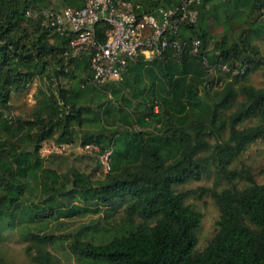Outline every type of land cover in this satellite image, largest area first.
I'll list each match as a JSON object with an SVG mask.
<instances>
[{
  "label": "trees",
  "instance_id": "16d2710c",
  "mask_svg": "<svg viewBox=\"0 0 264 264\" xmlns=\"http://www.w3.org/2000/svg\"><path fill=\"white\" fill-rule=\"evenodd\" d=\"M128 1L147 14L178 2ZM58 2L55 9L83 5V0ZM48 7L49 0H0V221L55 213L72 218L119 203L116 225L84 226L70 236L72 255L105 264H264V183H255L244 164L230 168L250 144L264 140V88L247 82L260 68L264 79V58L248 34L254 22L264 23V0H204L196 23L179 32L182 41L199 40L197 55L186 49L149 63L138 56L118 82L102 85L89 83L88 55H70L72 34L59 36L24 17L27 9ZM216 26L220 33L211 42ZM103 29L96 26L100 41ZM202 57L210 66L221 61L231 68L237 62L244 71L208 74ZM34 79L46 89L36 90L28 117L10 116L11 95ZM96 89L121 106L110 111L107 100L82 102L81 93L94 98ZM111 112L116 120L107 127L104 116ZM252 119L255 125L242 126ZM43 143L93 144L98 155L110 151L109 172L96 180L73 166L58 172L50 165L72 153L41 156ZM81 156L93 158L100 171L95 156ZM209 171L213 186L226 187L175 192ZM241 182L243 188L234 185ZM33 193L44 198L23 205ZM205 194L218 217L213 236L196 251L201 214L185 201ZM30 237L35 246L24 253L32 264H59L41 247L51 236Z\"/></svg>",
  "mask_w": 264,
  "mask_h": 264
},
{
  "label": "built area",
  "instance_id": "2783aa9c",
  "mask_svg": "<svg viewBox=\"0 0 264 264\" xmlns=\"http://www.w3.org/2000/svg\"><path fill=\"white\" fill-rule=\"evenodd\" d=\"M203 1L178 0L173 6L157 8L154 13L147 14L128 0H83L82 7L77 9H27L24 17L37 20L40 27L59 36L72 34L69 40L70 55H88L91 74L89 83L102 85L118 82L129 62L138 56L143 62L149 63L163 58L166 53L180 55L186 49L197 55L199 40L182 41L179 32L196 23ZM97 25L104 27L103 41L97 39ZM201 63L208 74L219 72L234 76L244 71V66L237 62L231 68L221 61L210 66L202 57ZM39 152L41 156L69 153L95 156L102 174L108 173L110 169V151L98 155V148L93 144L73 146L43 143Z\"/></svg>",
  "mask_w": 264,
  "mask_h": 264
},
{
  "label": "rangeland",
  "instance_id": "374dc122",
  "mask_svg": "<svg viewBox=\"0 0 264 264\" xmlns=\"http://www.w3.org/2000/svg\"><path fill=\"white\" fill-rule=\"evenodd\" d=\"M50 7L58 5L59 0H49ZM249 35L251 41L257 46L260 55L264 58V23L254 22L249 28ZM211 35L215 37L220 33V27H212ZM262 68L255 70L247 77V82L255 88H264V79L261 75ZM38 89H46L45 83L39 79H34L32 83L24 90L14 93L9 99V115L12 117H28L33 105L34 94ZM104 93V95H103ZM101 92L95 90V97L85 96L81 93L80 98L82 102L85 99H92L90 105L108 101L113 108L107 109L112 111L121 106V103L116 102L113 98L110 99L109 92ZM109 99V100H108ZM115 100V101H114ZM106 103V102H105ZM120 104V105H119ZM102 105V103H101ZM106 109L107 105L103 106ZM116 120V113L111 112L108 117L104 116V125L111 127ZM255 119L246 121L242 126L255 125ZM80 135L77 134V137ZM78 142V140H76ZM244 164L250 170L252 178L255 183H264V140H257L250 144L246 150L239 155V157L231 164V169H237L239 164ZM45 163L44 166H46ZM69 166L76 167L80 171L90 175L91 179L96 180L102 174L97 169L95 160L93 158L82 157L79 154L72 153L53 161L51 168H55L58 172H62ZM214 178L212 171H209L198 182L190 181L183 185L174 187L175 192H182L198 187L214 188L216 191L225 188L224 182H218L213 186ZM237 188H243L244 183H234ZM44 196H39L38 193H33L31 196H26V201L23 205L28 206L29 202L33 204L39 203V199ZM73 204H76L73 201ZM185 204L190 206L193 210L201 214L199 227L196 231V251H201L208 240L215 232V222L218 217L217 210L209 197V195L193 196L186 199ZM38 205V204H37ZM81 207V204H76ZM68 208V207H67ZM123 204L114 203L110 208L101 207L99 212H93L94 208H90L87 212H81L72 218H65L61 214L55 213L48 219H28V217H15L9 224L0 221V260L4 264H32L26 257L24 251L26 247L33 249L35 244L30 237L31 233H40L45 236H51V241L48 244H42L41 247L47 250L58 261L59 264H105L102 262H92L82 260L72 255L67 245L71 240V235H74L80 228L84 226L96 227L98 230L109 229V226L116 225L122 216ZM26 210V209H25ZM24 212V211H22Z\"/></svg>",
  "mask_w": 264,
  "mask_h": 264
}]
</instances>
